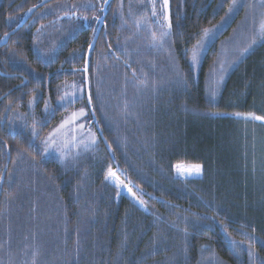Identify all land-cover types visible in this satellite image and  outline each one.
<instances>
[{"label": "trees", "instance_id": "1", "mask_svg": "<svg viewBox=\"0 0 264 264\" xmlns=\"http://www.w3.org/2000/svg\"><path fill=\"white\" fill-rule=\"evenodd\" d=\"M42 1L0 0V42ZM96 2L55 0L0 49V264H264V121L236 118L264 116L262 0ZM77 81L99 142L46 159Z\"/></svg>", "mask_w": 264, "mask_h": 264}, {"label": "rangeland", "instance_id": "2", "mask_svg": "<svg viewBox=\"0 0 264 264\" xmlns=\"http://www.w3.org/2000/svg\"><path fill=\"white\" fill-rule=\"evenodd\" d=\"M101 2V0H93V2ZM160 3L158 4L161 12L164 16L165 8H164V0H158ZM152 2H157V0H152ZM97 3V2H96ZM263 3V10H264V0H262ZM154 5H157L155 3ZM92 6L87 1L83 2V4L78 5V8L74 10V12L71 14L76 19H80V13L78 10H91ZM264 21V11L260 13L256 20V25L252 30V35L255 37L253 39L252 45H256L258 42H264V35L260 33V23ZM207 43L209 41V38L207 37L206 40ZM203 41L202 43H204ZM201 43V44H202ZM204 43L201 48L203 49L208 44ZM199 65V58L196 60V66ZM216 68V74L215 76H212L211 78L214 81V90L219 87V84L223 83V80L221 77H223L227 73V69L225 68L226 65L223 63L217 64ZM212 85V84H211ZM68 90L65 91L64 99L61 101V106L68 107L71 105L79 104L74 111L64 115L60 121V123L42 140V149L44 158H55L59 162H66L70 158L73 157V155L77 154H84L85 152H88V150H92L95 148L99 142V135L98 131L95 127L94 122L91 118L90 113V104L89 102L84 99V86L81 82L77 81L73 84L68 85ZM81 108L84 109L85 115L80 117L79 120H77L74 124H68L65 125L63 129H60L59 132H55L56 129L59 128L61 123L65 121L66 119H71L72 113L78 112ZM238 119H245V117H237ZM246 121H255L253 119H245ZM83 124L84 127L81 130L78 125ZM93 136L95 137V143H92ZM182 167H191V166H182ZM202 169V168H201ZM180 178L182 179H200L203 175V171L201 170L200 174H193L189 176L180 175L178 174ZM113 179V178H112Z\"/></svg>", "mask_w": 264, "mask_h": 264}, {"label": "snow or ice", "instance_id": "3", "mask_svg": "<svg viewBox=\"0 0 264 264\" xmlns=\"http://www.w3.org/2000/svg\"><path fill=\"white\" fill-rule=\"evenodd\" d=\"M104 3L107 4L108 3V0H104ZM167 5H168V0H164V8L165 9L167 8ZM233 7H235V0H233V4H232V6H230L229 11H231ZM29 11H31V9ZM101 11H103V9H101ZM153 15H155V11H153ZM167 18L168 17L165 16V19H167ZM84 19L87 20V17H84ZM96 20L99 21V17H96ZM169 27H170V25H169ZM204 33H205V35H207L208 29H205L204 30ZM260 33L262 35H264V21H262L260 23ZM168 34L169 33L164 32V33L161 34V36H166ZM154 39H155V37H154ZM89 47L91 48V45ZM197 47H199V44L197 45ZM246 50L247 49H245V51ZM192 59H193V62H195V60H196L195 51L193 53ZM213 95H214V93H213ZM88 102H89V104L91 103V96L90 95H89V98H88ZM84 115H85V111H84L83 108H81L78 112L72 113L71 119H66L65 121H63L61 123V125L59 126V128L55 130V132H59L60 129H63L65 127V125L74 124L77 120L80 119V117H82ZM236 115H238V116L244 115L245 116V119H249L250 118V119H253V120L264 121V116H258L255 113H248V114L237 113ZM78 127L82 130L83 127H84V125L83 124H80V125H78ZM92 143H95V137L94 136H93V139H92ZM175 168H176V171H177L178 174L185 175V176H189V175H193V174H197L198 175V174H200V172L202 170L201 169V165H199V164L192 165L191 167H182L181 165H176ZM108 176L109 177H114L115 176V173L112 172L111 170H109ZM106 179H107V177H106ZM129 191H131V190L129 189ZM142 203H143V201H141V204Z\"/></svg>", "mask_w": 264, "mask_h": 264}, {"label": "water", "instance_id": "4", "mask_svg": "<svg viewBox=\"0 0 264 264\" xmlns=\"http://www.w3.org/2000/svg\"><path fill=\"white\" fill-rule=\"evenodd\" d=\"M53 0H45L42 5H40L39 7H36L33 9V11L29 14V16L26 18V20H24L19 26L18 28L13 31L12 33H10L0 44V49L4 46H6L8 44V42L10 41V39L12 38V36H14L16 33H18L28 22V20L32 17V15L34 13H36L39 9L43 8L44 5H46L49 2H52ZM167 13H168V17L170 15V0H168V5H167ZM118 188L120 187V184L116 185ZM128 195H131L130 192H128Z\"/></svg>", "mask_w": 264, "mask_h": 264}, {"label": "bare ground", "instance_id": "5", "mask_svg": "<svg viewBox=\"0 0 264 264\" xmlns=\"http://www.w3.org/2000/svg\"><path fill=\"white\" fill-rule=\"evenodd\" d=\"M44 1H45V0H43V1H42L38 6H36V7H39L40 5H42V3H43ZM54 1H55V0H53L52 2L47 3L46 5H44V7L47 6V5H49V4H51V3H53ZM36 7H34V8H36ZM44 7H43V8H44ZM34 8H33V9H34ZM33 9H32L31 11L28 12V14H27L26 17L24 18V20H26V18H27V17L29 16V14L33 11ZM41 9H42V8H41ZM39 10H40V9H39ZM39 10H38V11H39ZM38 11H37V12H38ZM37 12H36V13H37ZM36 13H34V14L32 15V17L28 20L27 23H29V22L31 21V19L34 17V15H35ZM24 20H23V21H24ZM27 23H26V24H27ZM1 42H2V41H1ZM1 42H0V44H1ZM2 48H3V47H2Z\"/></svg>", "mask_w": 264, "mask_h": 264}]
</instances>
